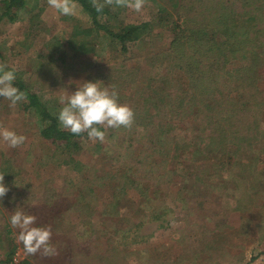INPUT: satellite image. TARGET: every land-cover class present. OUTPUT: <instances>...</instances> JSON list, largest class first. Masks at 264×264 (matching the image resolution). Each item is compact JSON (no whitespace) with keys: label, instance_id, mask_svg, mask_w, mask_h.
I'll return each instance as SVG.
<instances>
[{"label":"rangeland","instance_id":"1","mask_svg":"<svg viewBox=\"0 0 264 264\" xmlns=\"http://www.w3.org/2000/svg\"><path fill=\"white\" fill-rule=\"evenodd\" d=\"M91 1L111 32L151 28L122 49L78 3L61 16L31 0L0 20V64L56 119L84 79L115 86L134 122L53 148L27 99L0 97V128L26 138L0 142V262L264 264V0ZM17 207L50 228L55 254L25 252Z\"/></svg>","mask_w":264,"mask_h":264},{"label":"clouds","instance_id":"2","mask_svg":"<svg viewBox=\"0 0 264 264\" xmlns=\"http://www.w3.org/2000/svg\"><path fill=\"white\" fill-rule=\"evenodd\" d=\"M48 6L61 16L75 14L73 0H47ZM143 0H129L128 7L139 12ZM15 69L0 64V97L9 102V107H15L26 99L25 93L16 85ZM68 81V85L75 83V90L59 96L61 105L57 112L60 126L75 136L86 134L92 142H103L105 131L109 128L131 127L135 113L127 104L119 100V92L115 86H105L101 81L80 80ZM103 85V86H101ZM25 137L7 128H0V142L6 143L9 148H16L25 142ZM9 192V186L3 182L0 175V198ZM35 216L17 207L9 217L14 228H19L18 239L24 246L27 254L42 252L45 255L55 254V248L50 244L51 230L48 227L34 226Z\"/></svg>","mask_w":264,"mask_h":264},{"label":"trees","instance_id":"3","mask_svg":"<svg viewBox=\"0 0 264 264\" xmlns=\"http://www.w3.org/2000/svg\"><path fill=\"white\" fill-rule=\"evenodd\" d=\"M31 0H0V20L6 18L9 22H14L16 20L17 13L24 9ZM78 3L80 7L90 15V20L94 28L102 29L105 33L114 41L121 45L123 49L126 43L138 41L144 35V33L150 29L151 27L148 24L141 25H128L122 28L119 32L114 33L101 26L97 21L98 16L105 13L104 10L95 6L91 0H73ZM217 17V15H214ZM206 26L212 25L214 20H210L207 17L205 20H202ZM242 20H238L241 22ZM236 24V23H235ZM86 42L78 43V49L82 52L90 51L89 49H85ZM15 85L25 93L27 99V105L25 109H31L34 113L35 118L37 119L38 133L39 137L49 146L53 148H64L69 145L77 146L75 142H73L74 138L81 137L86 134H81L80 136H75L68 132L65 129H61L58 124V120L51 114V112L47 109L45 104L41 102V100L32 92H30L29 88L23 85V82H20V79L15 80ZM232 104V103H231ZM0 264H14L12 260L11 254L7 256V259L1 261Z\"/></svg>","mask_w":264,"mask_h":264}]
</instances>
